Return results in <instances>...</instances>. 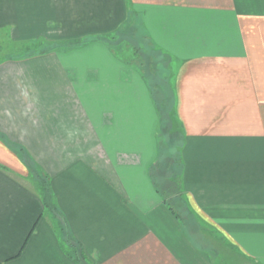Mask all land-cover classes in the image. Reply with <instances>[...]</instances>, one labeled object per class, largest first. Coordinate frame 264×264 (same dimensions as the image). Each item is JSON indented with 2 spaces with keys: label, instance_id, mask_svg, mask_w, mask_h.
Here are the masks:
<instances>
[{
  "label": "crops",
  "instance_id": "obj_1",
  "mask_svg": "<svg viewBox=\"0 0 264 264\" xmlns=\"http://www.w3.org/2000/svg\"><path fill=\"white\" fill-rule=\"evenodd\" d=\"M132 17L172 60V211L148 81L102 41ZM4 36L52 48L0 58V264H264V0H0Z\"/></svg>",
  "mask_w": 264,
  "mask_h": 264
},
{
  "label": "rangeland",
  "instance_id": "obj_2",
  "mask_svg": "<svg viewBox=\"0 0 264 264\" xmlns=\"http://www.w3.org/2000/svg\"><path fill=\"white\" fill-rule=\"evenodd\" d=\"M134 18L132 17V19L126 25L121 27L116 33L103 38V40L116 52L117 56L126 61V63L132 65V67H134V69L137 71V67L135 64H139V62H145L146 64L153 63V59H149V55L154 51H152V49L147 46V43L151 42L142 31L141 23ZM134 29L136 31H134ZM45 42H47V44H45ZM36 43L18 44L12 42L5 36L0 37V58L22 57L26 56V52H32L36 49H38V51L47 49L51 50L52 48H48V41L38 40L36 41ZM52 45H55V43ZM17 48L19 49L17 50ZM135 48H139L138 54L144 57H138L135 55L133 56ZM154 49L158 51L157 53L155 52V62H159V66H153V68L155 69V76L153 77L152 82V84H156L157 87V89L154 91V93L156 92V96L154 95L153 105L154 109L156 111H159V113L157 111V115L159 117L157 147L159 154H165V160H169L167 162L170 164H168V166H166L165 164L157 167L159 168V170H161L160 172L165 173H163L161 176H157L155 172L154 177H156V179L160 178L159 183L162 184L164 191L167 190L166 193L171 195L174 192V189L173 187H168V182H166V179H168L169 177L172 179L179 173L182 133L175 118V101L172 85V72L174 70L173 68H171L170 63L167 62L168 60L164 59V56L166 54L155 47ZM174 65L175 64H173V66ZM160 116H162L161 118H164L162 119L161 123ZM18 152L21 153L22 151ZM167 169L171 172H168ZM41 179L44 178L41 177ZM168 201L171 205H173L174 200L172 198H169Z\"/></svg>",
  "mask_w": 264,
  "mask_h": 264
},
{
  "label": "trees",
  "instance_id": "obj_3",
  "mask_svg": "<svg viewBox=\"0 0 264 264\" xmlns=\"http://www.w3.org/2000/svg\"><path fill=\"white\" fill-rule=\"evenodd\" d=\"M134 31H136V30L134 29ZM102 41L104 43H106L103 39H102ZM147 44H148L147 46L149 48H151L152 51H154L153 53H150V55H149V59H153L152 60L153 63H151V64H146L145 62L144 63L139 62V64H135L134 62L133 63L138 68V70L142 76V79L148 81L150 93L152 94V97L154 98V95L156 96V92L154 93V91L157 89V87H156V84H152L153 77L155 76V71H154L155 69L153 68V66H159V62H155V59H154V56L156 55L155 52L157 53L158 51L154 49V46L151 43L148 42ZM138 52H139V48H135L133 56L135 55L138 57H144V56H140L138 54ZM164 59H167L168 60L167 62L171 63V60L167 55L164 56ZM152 61H150V62H152ZM158 113H159V111H158ZM161 117L162 116H160V123L162 122V119H164ZM165 158H166L165 154L160 153L159 161L156 164V168L159 167L160 165H165V164H166V166H168L169 163L167 161H169V160H165ZM157 169L158 170L154 171V174L156 172L157 176H161L163 173H165V172H163V173L160 172L161 170H159V168H157ZM167 171H168V169H167ZM168 172H171V171H168ZM159 179L158 178L156 179V177H154V186H155L156 190L162 195V199H163L164 204H166L168 206L169 210L172 211V208L170 207L171 204L169 203L168 200H169V198L173 199L175 196L179 195V193H180L179 179L177 176L173 177L172 179L170 177L168 179H166V182H168L167 183L168 187H170V188L173 187V189H174V192L171 195L166 193L167 190L164 191L162 184L159 183ZM36 180L38 183V187L40 190L41 199H42V203L44 205V208L47 211H50L53 214L54 218H57L58 229L61 233H63L65 230V225L60 219H58V217H60V216H59L55 206L52 204L51 191H50V187H49L47 181L45 179H41L39 177H36ZM65 243H66V247H62V251L64 252V254L69 259L74 261L76 264H92L87 260V258L83 254L80 246L77 243H73L70 240H65Z\"/></svg>",
  "mask_w": 264,
  "mask_h": 264
}]
</instances>
